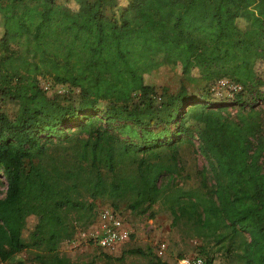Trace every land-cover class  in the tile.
I'll list each match as a JSON object with an SVG mask.
<instances>
[{
    "label": "trees",
    "instance_id": "1",
    "mask_svg": "<svg viewBox=\"0 0 264 264\" xmlns=\"http://www.w3.org/2000/svg\"><path fill=\"white\" fill-rule=\"evenodd\" d=\"M72 1L0 0V97L16 104L12 119L0 112V262L24 251L34 264H93L59 245L105 200L148 218L157 205L209 261L264 264V139L252 105L264 101V0ZM19 39L26 50L10 48ZM160 65L188 84L227 78L250 101L237 99L231 116L182 83L164 102L144 78ZM40 78L73 95L60 103ZM193 138L213 185L184 190L178 147ZM125 254L172 264L150 244L97 259Z\"/></svg>",
    "mask_w": 264,
    "mask_h": 264
},
{
    "label": "rangeland",
    "instance_id": "2",
    "mask_svg": "<svg viewBox=\"0 0 264 264\" xmlns=\"http://www.w3.org/2000/svg\"><path fill=\"white\" fill-rule=\"evenodd\" d=\"M56 1L60 4L66 3V5L72 9L76 7L72 0ZM127 1L128 0H116V9L124 6ZM1 33L2 28L0 25V35ZM26 47V42L22 39L14 40L10 43V48L18 51H24L26 50ZM162 59V56H158V60ZM262 68L263 64H260L259 69ZM144 78L145 81L152 86L154 98L159 97L164 102L168 100L169 96H172L180 89V85L182 83L185 84V89L187 92H193L197 95H202L204 100H206L208 103L218 104L219 102H223L221 104H227L225 107V112L231 116H233L235 112L239 110L237 99L240 100V103L250 101L244 94L239 96V89H233V85L235 84H233L227 78H221L224 80L222 83H219L218 80H216L212 83L195 81L192 84H188L184 82L179 76L172 75L167 65H160L150 74L144 75ZM58 89V93L60 94L58 99L60 103L64 104L66 99L71 97L73 93H71L69 89H65L64 86L59 87ZM134 101H137V99ZM102 105L103 104H100L99 107H102ZM252 105L254 106L253 108L258 111V119L260 122L259 132L257 135L264 139V101L253 103ZM0 112H3L6 116L12 119L16 112L15 102L0 97ZM167 127L172 128L171 121L167 124ZM157 128L158 127H156V129ZM198 144L199 143L196 138H193L189 142L180 143L178 147V158L181 171L175 180L184 190L198 187L202 180L208 187L213 185V179L209 167V162L212 160L209 157H205L199 153ZM258 162L262 169H264V153L261 155ZM4 185V179L0 174L1 190L4 189ZM105 207H110L107 201H94L96 213ZM153 209L158 210V212H156L152 218H148L145 215H135L131 213L124 205H121L117 210H114V213L126 222L130 230L128 239L118 248L108 250L101 249L92 243L89 235L93 231V220L92 224L84 231H77L70 240L61 242L59 245V250L72 260L77 262L94 260L93 264H144V259L139 255L125 254L121 262L113 260L107 263L103 260L97 259V254L99 251H102L113 257H118L121 255L122 250L136 248L143 246L144 244H150L155 249V245L160 241L165 242L166 251L164 257H166L171 263L175 260L177 252L179 251L183 252V256L196 254L191 248L195 241L185 240L180 231L171 230L170 219L168 215L162 212L157 205H154ZM214 255L215 257L213 261H215V263L227 264L220 253H215ZM16 261H22L24 264H34L29 260L27 254L24 251L16 253L10 260L6 262H0V264H15Z\"/></svg>",
    "mask_w": 264,
    "mask_h": 264
},
{
    "label": "built area",
    "instance_id": "3",
    "mask_svg": "<svg viewBox=\"0 0 264 264\" xmlns=\"http://www.w3.org/2000/svg\"><path fill=\"white\" fill-rule=\"evenodd\" d=\"M224 80H218L222 83ZM40 86L47 92H58V84H51L47 80H39ZM55 88V89H54ZM57 88V89H56ZM233 89H239L238 85H233ZM129 226L126 222L114 213L110 207L102 208L98 211L94 218L93 231L89 238L92 243L101 249H115L123 244L129 237ZM166 251V244L160 241L155 245L154 252L158 257H164ZM172 264H217L215 261H209L205 256L193 254L176 258Z\"/></svg>",
    "mask_w": 264,
    "mask_h": 264
}]
</instances>
